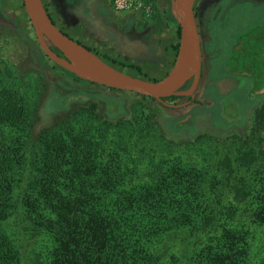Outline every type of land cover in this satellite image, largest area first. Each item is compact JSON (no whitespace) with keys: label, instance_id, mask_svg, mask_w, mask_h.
I'll return each instance as SVG.
<instances>
[{"label":"trees","instance_id":"16d2710c","mask_svg":"<svg viewBox=\"0 0 264 264\" xmlns=\"http://www.w3.org/2000/svg\"><path fill=\"white\" fill-rule=\"evenodd\" d=\"M33 103L14 86L0 87V264H21L7 225L13 221L45 243V254L38 257L46 260L40 264H264L251 258L247 227H264V191L233 186L234 200L228 204L207 202L205 195L217 196L219 174L203 188L206 171L170 158L173 143L166 134L180 133L189 127L187 120L170 128L153 120H99L98 125L76 120L88 116L83 110L34 138ZM255 124L264 131V108ZM8 129L24 135L8 138ZM105 133L115 138L106 139ZM261 158L264 164V150ZM226 160L219 173L238 174L231 157ZM234 161L249 169L259 159L249 148ZM141 166L147 169L141 181L124 184L128 171L136 173ZM251 194L259 200L254 205L247 201ZM248 209L250 221L234 219L237 211Z\"/></svg>","mask_w":264,"mask_h":264},{"label":"rangeland","instance_id":"374dc122","mask_svg":"<svg viewBox=\"0 0 264 264\" xmlns=\"http://www.w3.org/2000/svg\"><path fill=\"white\" fill-rule=\"evenodd\" d=\"M42 1L46 10L48 7L51 9L59 25H64L66 29L68 28L67 24L71 25L70 22L68 23L60 18L62 11H59L60 8L56 5L58 4L57 0ZM61 1L64 2V0ZM231 1L232 5H230ZM231 1L227 0L222 4L223 7L232 6L231 11L228 12L229 9H227L221 17L217 18L220 23L217 22L212 28L210 46L206 47L211 57L207 64L204 83L206 80L207 83H211L213 80L221 78L222 74L227 72L225 69L226 63L233 70L244 69L241 57L235 59L236 55L234 56L231 52L239 51L241 53L243 50V35H263L264 33V4L256 3L255 0H245L246 2ZM193 2L194 7L199 5L198 0H193ZM5 25L0 27V87L5 85L14 86L24 97L31 96L32 101H34L33 104H36L31 106V110L37 107L36 113L34 111L30 115V121L34 126V138L39 132L56 125L60 120L67 119L69 116H71V119H76L81 113H85L83 110L88 111V116H82L76 120H94L98 125H100L99 120H110L112 122L119 120H153L156 125L168 124L170 128L171 125L176 123V120L172 119L180 116L181 118L185 117V112L178 115L180 111L169 110L163 103L149 97L107 89L104 86L95 84L92 87L88 85L89 82L76 81V77L63 71L44 55L35 34L25 38L20 35L16 25H13V27L8 26V24ZM218 48L225 54L220 56L217 53ZM106 62L111 63L109 60ZM143 79L150 80L153 78L144 76ZM236 84H239V87L236 88L237 91L226 94L228 97L217 96L216 91L213 92L214 89L209 88V84L206 87L207 91L205 92L208 100L217 102H220V100L233 101L234 105L226 104L225 120H221L209 107H213L211 105L213 103H206L204 107L207 108L205 111L208 113V118L198 120L199 127L189 126L178 134L170 131L171 135L168 134L169 136H167L166 134L167 141L172 139L173 143L170 148H172L174 154H171L170 158L176 160L177 157L183 164L196 168L204 174L208 173L206 178L204 177L205 183L203 185L201 183L203 188H207L208 178L210 180L215 174H219L218 178L221 184L216 189L217 196L214 193L205 195L203 198L207 202L221 201L222 204H228L234 200L233 188H231L233 186L247 184L253 188L259 186L260 191H264V164L261 158L264 142L263 144L259 143L260 136L264 137V131L259 132V130H256L255 124L257 111L264 108H260L264 106V95H256L252 89L253 83L251 81L240 82L237 80ZM202 92V87H200L197 95L200 97ZM82 100L86 102L82 103ZM197 110L201 112V108ZM197 113L198 111H193L194 115ZM250 116L252 120H248ZM232 120L236 121L235 124H231ZM96 123L95 126L98 127ZM171 129L174 130L172 127ZM10 131L8 138L24 135L18 129L6 130V132ZM105 135L106 139L109 140L115 138L114 135L109 136L108 133H105ZM249 148L255 150L259 161L249 169L241 168L239 163L234 161L235 157L239 153L248 151ZM123 156L127 165L134 168L131 157L128 154ZM227 156L231 157L233 167L238 174L225 176L221 171L219 173L220 168L227 164ZM146 171L145 166L137 168L136 173H129L128 171L130 176L127 177L124 184L127 185L131 178H134L132 182H140ZM224 177H226V180L222 179ZM247 201L249 205H254L255 201L259 200L256 195L251 194ZM252 213L251 209H248L247 212L239 210L234 214V219L236 218V220L245 223L252 219ZM216 214L215 211L214 215ZM231 214L225 213V217H230ZM7 225L10 226V235L21 253V264L45 262L44 257H38L39 253H42L45 248V243L37 242L39 237L35 238L33 234L24 229L22 223L17 221L10 222ZM247 227L251 230L249 235L251 258L257 263L261 262L264 259V227H257L252 223L247 224Z\"/></svg>","mask_w":264,"mask_h":264},{"label":"crops","instance_id":"0c3cea01","mask_svg":"<svg viewBox=\"0 0 264 264\" xmlns=\"http://www.w3.org/2000/svg\"><path fill=\"white\" fill-rule=\"evenodd\" d=\"M144 1L150 6L148 12L116 10L114 0H57L60 18L71 23L67 29L59 25L49 7L47 12L58 28L103 60H109V64L134 77L149 76L151 81H160L176 62L180 28L172 0ZM216 1L222 0H203L197 7L205 11ZM255 1L264 4V0ZM0 13V27L16 25L25 38L35 34L23 0H0ZM88 85L93 87L92 83Z\"/></svg>","mask_w":264,"mask_h":264},{"label":"water","instance_id":"95a60500","mask_svg":"<svg viewBox=\"0 0 264 264\" xmlns=\"http://www.w3.org/2000/svg\"><path fill=\"white\" fill-rule=\"evenodd\" d=\"M23 3L41 50L63 71L82 81L135 93L161 103L173 96L194 98L202 74V51L193 0H172L173 14L180 28L179 50L171 72L160 81L134 77L103 60L58 28L42 0H23ZM190 80H193L192 88L181 91ZM257 84L258 93H264V79Z\"/></svg>","mask_w":264,"mask_h":264},{"label":"flooded vegetation","instance_id":"af4514ba","mask_svg":"<svg viewBox=\"0 0 264 264\" xmlns=\"http://www.w3.org/2000/svg\"><path fill=\"white\" fill-rule=\"evenodd\" d=\"M199 2H203V0H198ZM227 0H222L221 2L216 1L212 5H210L205 11L201 9V7H196V19L198 23V30L199 35L201 39V51H202V74L201 79L198 87L196 88L194 92V98L192 96H173L168 98L163 105L166 106L167 109L172 111H180L178 115H182L185 112V117L172 119V120H187L189 123V126L191 127H199L198 120H205V118L208 116V113L205 111L207 108L204 107L206 103H213L212 111L215 112V115H217L221 120H225V107L226 104H233V101L231 100H220V102L217 101H210L207 99L206 95L207 93L205 91L207 85L212 87L214 89L213 92L216 91L217 96H227L230 93L236 92V88L239 87L236 84V81L240 82H248L251 81L253 83L252 89L255 91L257 96L264 95V93L260 94L257 91V82L264 79V33L263 35H243V50L241 53L239 51L231 52L236 55L235 59L237 57H241L243 61L244 69L242 70H233L228 66L229 64H225V69L227 70L226 73L222 74V77L216 80H213L211 83H204L205 73L207 71V64L211 57V55L208 53L206 47L210 46V40L211 35L213 33V26L218 22L217 18L221 17L227 9H229L228 12L231 11L230 5H232V1L230 2V5L223 7L222 4ZM55 23V22H54ZM220 23V22H218ZM264 31V30H263ZM241 37V36H240ZM209 44V45H208ZM56 52H58L55 49ZM217 53L222 56L225 54L221 49H217ZM108 61V60H107ZM203 83V84H202ZM205 84V85H204ZM193 80L188 81L180 90L181 91H188L192 88ZM202 87V93L199 97L197 95L198 89ZM227 94V95H226ZM228 97V96H227ZM218 105L220 108L218 109ZM234 105V104H233ZM264 106L260 107L263 108ZM201 108L200 110H197ZM234 108V107H232ZM193 111L198 113L196 115L193 114ZM224 111V112H223ZM191 112V114H190ZM190 114V115H189ZM172 115V114H171ZM208 118V117H207ZM210 118V117H209ZM251 118V119H250ZM248 120H252V117L250 116ZM184 121V122H185ZM236 122V121H235ZM235 122L232 120L231 124H235ZM230 124V125H231ZM228 125V126H230ZM184 131V129L182 130Z\"/></svg>","mask_w":264,"mask_h":264},{"label":"built area","instance_id":"2783aa9c","mask_svg":"<svg viewBox=\"0 0 264 264\" xmlns=\"http://www.w3.org/2000/svg\"><path fill=\"white\" fill-rule=\"evenodd\" d=\"M114 7L120 11L136 9L148 12L151 10L144 0H114Z\"/></svg>","mask_w":264,"mask_h":264}]
</instances>
